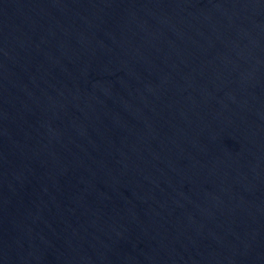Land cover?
<instances>
[{
  "label": "water",
  "instance_id": "water-1",
  "mask_svg": "<svg viewBox=\"0 0 264 264\" xmlns=\"http://www.w3.org/2000/svg\"><path fill=\"white\" fill-rule=\"evenodd\" d=\"M0 264H264V0H0Z\"/></svg>",
  "mask_w": 264,
  "mask_h": 264
}]
</instances>
